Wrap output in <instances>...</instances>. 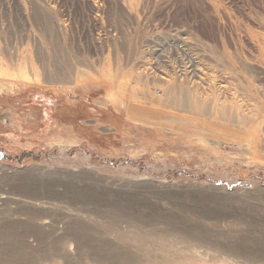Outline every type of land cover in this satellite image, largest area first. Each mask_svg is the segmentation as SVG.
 Listing matches in <instances>:
<instances>
[{
    "label": "rangeland",
    "instance_id": "rangeland-1",
    "mask_svg": "<svg viewBox=\"0 0 264 264\" xmlns=\"http://www.w3.org/2000/svg\"><path fill=\"white\" fill-rule=\"evenodd\" d=\"M210 3L0 0V264H264V9Z\"/></svg>",
    "mask_w": 264,
    "mask_h": 264
},
{
    "label": "bare ground",
    "instance_id": "bare-ground-1",
    "mask_svg": "<svg viewBox=\"0 0 264 264\" xmlns=\"http://www.w3.org/2000/svg\"><path fill=\"white\" fill-rule=\"evenodd\" d=\"M200 1L202 3H204L208 8H210V10H211V7H212V9H213L212 12L214 14L218 15L219 17H221L223 19L226 18L225 14L223 13V15H222V13L216 7V5H212L210 3V0H200ZM257 1L260 4L259 7L264 9V0H257ZM153 2H155V0H153ZM41 13H43V12H41ZM39 45L40 44H38V46H37V44L33 45V48L27 50L25 52V54H15L13 52L11 53L13 57H21V56L24 57V59H25L27 64L20 68V70L24 74L28 75V76H26L24 78H28L31 72L36 73V75H40V77L46 78V77H49L48 74H54L53 77H55L59 72H64V71L68 70V68H67L68 64H67L66 61H63L62 63L59 62L57 64V61L53 58V57H55L57 55L54 52H52L51 50H49V51L41 50L40 49L41 46H39ZM34 46H36V47L34 48ZM30 63L33 64V67H31ZM52 63L54 64V66L51 65ZM49 66H52L53 70L49 71V70L45 69V67H49ZM63 67H66V68H63ZM4 71H5L4 73L6 75H8L7 70H4ZM171 74H173V73H171ZM26 80L30 81L31 79L29 77ZM164 83L167 84V82H164ZM161 84H163V83H160V85L158 86V88H159L158 92H156V93L152 92V94H149L150 95L149 96L150 97V101H152L153 104L161 105L163 107L170 108V109L178 112V114H180L182 117H184V115L186 116V115L198 113V110L200 108V107H198L200 105V103H199L200 100L198 99L197 94L196 95L187 94V93H185L184 91H182L179 88H175V87L170 86V85L164 87ZM152 85L155 86L154 83ZM212 88H214V87H212ZM149 92H151V91L149 90L145 94H147ZM142 96L144 97L146 95L142 94ZM234 99H236V98H234ZM162 111L163 110H161V109L158 110V111L154 109V110H150L149 113H150L151 116H153L152 117L153 119H155V117H160V116L169 117V119L166 120L165 122L168 125H171V128H169V130H171V131H175V130L176 131H190L191 133L199 134V135L209 134V132L206 130L204 124H200V123H198L196 121L194 122V121H192L190 119L176 120L173 116H170V113H165V112H162ZM173 114L174 113H172L171 115H173ZM205 114H206V112H205ZM205 114H202V115H205ZM176 124H178L179 126L178 127H174V125H176ZM207 125L211 126L214 129L216 128L215 125L212 122H210V124H207Z\"/></svg>",
    "mask_w": 264,
    "mask_h": 264
},
{
    "label": "trees",
    "instance_id": "trees-1",
    "mask_svg": "<svg viewBox=\"0 0 264 264\" xmlns=\"http://www.w3.org/2000/svg\"><path fill=\"white\" fill-rule=\"evenodd\" d=\"M1 154H3L1 151H0Z\"/></svg>",
    "mask_w": 264,
    "mask_h": 264
}]
</instances>
